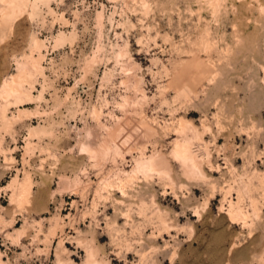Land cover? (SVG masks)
<instances>
[{
  "label": "rangeland",
  "instance_id": "374dc122",
  "mask_svg": "<svg viewBox=\"0 0 264 264\" xmlns=\"http://www.w3.org/2000/svg\"><path fill=\"white\" fill-rule=\"evenodd\" d=\"M4 2L0 264H264V0Z\"/></svg>",
  "mask_w": 264,
  "mask_h": 264
},
{
  "label": "bare ground",
  "instance_id": "6f19581e",
  "mask_svg": "<svg viewBox=\"0 0 264 264\" xmlns=\"http://www.w3.org/2000/svg\"><path fill=\"white\" fill-rule=\"evenodd\" d=\"M5 1L9 4L8 8H10V10H14V8L18 7V2L19 0H2ZM4 2V3H5ZM19 8V7H18ZM35 67V64H33ZM37 69V68H36ZM23 73V72H22ZM3 94L6 97H12L14 98L16 101L20 98L21 95H23V91L21 90L20 87V81L19 78H15L14 76H12L10 78V82H6L3 84ZM5 97V98H6ZM23 98V97H22ZM9 100V99H8ZM182 126V125H181ZM180 126V127H181ZM184 126V125H183ZM189 147L187 142H184L182 144L177 145V153L178 156L182 158L183 162L186 164H190V170H193L194 168H196L195 166V161H194V157L192 156L193 154H191L192 152L189 151ZM148 161V160H147ZM149 161L151 162L152 160L149 159ZM146 162V161H145ZM198 165V163H197ZM185 167V165H184ZM159 168V167H158ZM237 206V205H236ZM232 209V208H231ZM239 209V208H238ZM231 211V210H230ZM236 211V210H235ZM240 212V210H239ZM231 214V213H230ZM233 214V213H232ZM238 214V213H236ZM240 214V213H239ZM242 214V213H241ZM238 216V215H237ZM238 218V217H237Z\"/></svg>",
  "mask_w": 264,
  "mask_h": 264
}]
</instances>
